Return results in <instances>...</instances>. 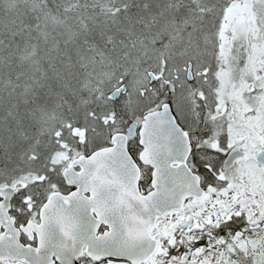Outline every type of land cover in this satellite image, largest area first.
Instances as JSON below:
<instances>
[{"label":"snow or ice","instance_id":"6c2138e0","mask_svg":"<svg viewBox=\"0 0 264 264\" xmlns=\"http://www.w3.org/2000/svg\"><path fill=\"white\" fill-rule=\"evenodd\" d=\"M173 151L209 196L175 239ZM261 225L264 0H0V264H264Z\"/></svg>","mask_w":264,"mask_h":264},{"label":"water","instance_id":"95a60500","mask_svg":"<svg viewBox=\"0 0 264 264\" xmlns=\"http://www.w3.org/2000/svg\"><path fill=\"white\" fill-rule=\"evenodd\" d=\"M178 156L175 151L171 154L156 152L152 156V161L159 170L160 179L165 188L164 195L155 196L150 204L153 216L161 217L164 213L181 209L188 198H200L203 191L199 190L198 183L194 184L190 178V174L178 166L176 161ZM129 166L121 169L117 176L118 195L117 199L124 206L137 207L140 203L139 198L145 194V191H138L137 177L140 175L136 165L131 161ZM244 202L246 197L242 196ZM155 223V221H153ZM146 220L142 221L141 235H144V227H147ZM144 249H148V244H144Z\"/></svg>","mask_w":264,"mask_h":264},{"label":"rangeland","instance_id":"374dc122","mask_svg":"<svg viewBox=\"0 0 264 264\" xmlns=\"http://www.w3.org/2000/svg\"><path fill=\"white\" fill-rule=\"evenodd\" d=\"M251 181V177L249 178ZM255 181H251V186L255 187ZM139 189L144 190L140 184ZM243 189L241 190V194L243 196ZM203 196L197 199L188 198L182 205L183 207L179 210L169 211L164 213L163 216L159 217L160 223L157 225V231H159L165 238L171 237L175 239L176 236H173L172 233L175 232L176 228L181 227V225L188 224L189 221L195 226L197 217L204 211V203L209 199L207 193L203 192ZM215 203V201H213ZM247 203V200L245 201ZM195 209V211H193ZM261 231L257 233L253 238L254 239H264V225H261ZM191 231L190 228L184 229V239H191L187 235V233ZM176 235H180V233H176ZM162 243V241H161Z\"/></svg>","mask_w":264,"mask_h":264},{"label":"flooded vegetation","instance_id":"af4514ba","mask_svg":"<svg viewBox=\"0 0 264 264\" xmlns=\"http://www.w3.org/2000/svg\"><path fill=\"white\" fill-rule=\"evenodd\" d=\"M139 174H140V172H139ZM139 184V183H138ZM138 191L140 192V191H146L145 189L144 190H141V188L139 189V186H138Z\"/></svg>","mask_w":264,"mask_h":264}]
</instances>
